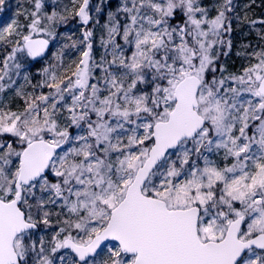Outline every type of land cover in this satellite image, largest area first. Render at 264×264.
Instances as JSON below:
<instances>
[{"label": "snow or ice", "instance_id": "snow-or-ice-1", "mask_svg": "<svg viewBox=\"0 0 264 264\" xmlns=\"http://www.w3.org/2000/svg\"><path fill=\"white\" fill-rule=\"evenodd\" d=\"M255 4L0 0V264H264Z\"/></svg>", "mask_w": 264, "mask_h": 264}, {"label": "trees", "instance_id": "trees-1", "mask_svg": "<svg viewBox=\"0 0 264 264\" xmlns=\"http://www.w3.org/2000/svg\"><path fill=\"white\" fill-rule=\"evenodd\" d=\"M65 2H67V0H65ZM247 2H248V0H239L240 4H244ZM249 17L255 18V19L264 18V0H256V4L253 6L252 10L249 12ZM243 29H244V26L241 27L240 29H238L237 32H235V34H236L235 41L238 44L241 41V37H240L239 33L244 31ZM60 31L61 32H72V31H74L76 33V35H79L80 29H79V26L75 24V22H72L68 28H61ZM53 50H55V49L53 48ZM77 55H78V53L74 52L73 58L76 57ZM42 66H44L43 61H41L39 64H36L35 66H29V71H30V74L32 76V82L33 83H36L40 79L39 68ZM37 91H41V90L38 89ZM42 91H47V89H43ZM20 103H21V101L19 102V104ZM16 104H14V106H16Z\"/></svg>", "mask_w": 264, "mask_h": 264}, {"label": "rangeland", "instance_id": "rangeland-1", "mask_svg": "<svg viewBox=\"0 0 264 264\" xmlns=\"http://www.w3.org/2000/svg\"><path fill=\"white\" fill-rule=\"evenodd\" d=\"M6 2H7V4H8V7L10 8V11L8 12V15H11L12 13H14L16 10H17V8H16V6H17V4L18 3H24V0H6ZM243 4H241V6H242ZM235 27V26H234ZM244 31H247V28H246V26H244V29H243ZM243 32V31H242ZM239 35H240V37H241V39H242V36H241V34L239 33ZM235 36H236V34L234 33L233 34V38H234V43L235 44H238V43H236V41H235ZM248 39H254V37H248ZM234 53H235V49L233 50V56L228 60V64H229V67H230V70H235V67H238L239 66V64L241 63L239 60H236L235 59V55H234ZM233 62L235 63V67H233ZM41 68V67H40ZM40 68H39V70H40ZM28 71H29V69H28ZM29 74H30V71H29ZM30 77L32 78V76H31V74H30ZM25 82L23 81V78H22V75H21V77L20 78H18V84L16 85V86H19L20 84H24ZM28 91H31V87L29 86L28 87V89H27ZM12 95H14L13 93H10L8 96H5L4 97V99L5 100H8L9 99V97L10 96H12ZM20 101H18V100H13V102L11 103V107L13 108V110H15V108H16V106H17V104L19 103ZM16 104V106H14V104ZM23 102L21 101V103L20 104H22Z\"/></svg>", "mask_w": 264, "mask_h": 264}]
</instances>
